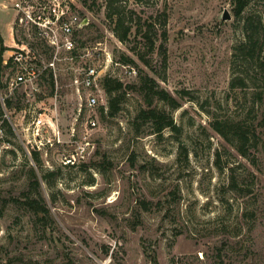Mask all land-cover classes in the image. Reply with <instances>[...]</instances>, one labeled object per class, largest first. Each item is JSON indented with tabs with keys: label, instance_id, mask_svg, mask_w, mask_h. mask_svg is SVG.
I'll return each mask as SVG.
<instances>
[{
	"label": "rangeland",
	"instance_id": "374dc122",
	"mask_svg": "<svg viewBox=\"0 0 264 264\" xmlns=\"http://www.w3.org/2000/svg\"><path fill=\"white\" fill-rule=\"evenodd\" d=\"M111 1L74 5L87 20L76 52H94L76 62L107 72L96 106L84 88L77 94L68 63L56 100L46 75L30 105L25 88L7 86L13 70L0 62L11 100L0 116V264H264V0L239 15L233 0ZM117 11L132 27L126 40ZM14 18L0 6L7 44ZM245 26L260 37L254 57L239 48ZM29 41L50 57L41 40ZM142 75L178 101L153 96L172 125L139 117L148 108ZM30 106L57 110L44 116L54 127L41 140L28 130Z\"/></svg>",
	"mask_w": 264,
	"mask_h": 264
},
{
	"label": "built area",
	"instance_id": "2783aa9c",
	"mask_svg": "<svg viewBox=\"0 0 264 264\" xmlns=\"http://www.w3.org/2000/svg\"><path fill=\"white\" fill-rule=\"evenodd\" d=\"M74 5L75 0H11L10 4L0 3L2 8L15 11L11 25L12 43L7 44L0 40L2 52L0 62L13 70V75L6 83L11 89L18 86L25 88L30 105L36 104L39 100L41 80L46 75L50 76L54 83L53 97L56 100L59 74L64 69L62 65L66 63L70 65L71 84L77 94L81 95L84 88L87 91V105L94 107L98 102L99 81L103 73L107 72L105 68L98 67L88 60L79 64L76 62L78 56L90 57L94 52L89 46L85 47L83 55L76 52L78 50L76 31L82 29L87 20L75 12ZM29 39L41 40L49 50L50 57L42 58L41 51ZM0 96L3 100L1 86ZM54 103L56 104V101ZM31 108L30 106L28 111L25 110L31 116L28 130H31L33 138L41 140L42 134L50 126L54 127V122L48 124L44 116H49L48 111H52L56 116L57 110L56 107L51 110L43 108L41 112H36L35 108L32 110ZM91 124L95 125L96 121L91 120ZM55 133L58 135L59 131ZM77 154L81 157L84 155L81 151ZM67 160L75 163L76 157L72 154V158L68 157Z\"/></svg>",
	"mask_w": 264,
	"mask_h": 264
},
{
	"label": "trees",
	"instance_id": "16d2710c",
	"mask_svg": "<svg viewBox=\"0 0 264 264\" xmlns=\"http://www.w3.org/2000/svg\"><path fill=\"white\" fill-rule=\"evenodd\" d=\"M110 2L108 3V7H112V1L109 0ZM250 0H233L234 3V11L236 14H241L242 11L245 9V7L248 5V2ZM115 13V25H116V32L119 36V38L121 40H126L129 36V33L132 30L131 26H126L125 23V17L124 15L120 12H114ZM109 15V14H108ZM112 15V14H110ZM113 17V16H112ZM248 23L251 25V22L248 21ZM247 24V23H246ZM245 30H246V35H247V40H245L243 43L240 44L239 48H243L247 49L248 53L254 57V53L261 49V43L259 42L260 37L255 38L254 35L257 32H253L254 30L257 31V29H253L252 27L245 26ZM0 40L3 41V38L1 37V33H0ZM3 48V47H2ZM259 57V55H258ZM263 63V62H261ZM264 64V63H263ZM240 86H244L245 80L240 79V81L238 82ZM237 82L232 81L231 85L232 86H236L238 85ZM117 88H120L122 86V82L118 81L117 82ZM140 87L142 88L145 100L148 104V108L146 109H142L140 111L139 117L145 119V120H150L152 121L159 130H161L164 126H170L173 124L172 119H170L169 116L166 115V113H164L163 111H161L160 109H158L155 106H152L153 103V96H157L160 99L166 100L170 103H172V105L176 106L178 105V101L174 100V98L172 97V95L165 89L163 88H159V84L158 82H156V80L154 78H151L147 75H142L141 76V84ZM9 106L11 105V100L8 99V97H4V99L2 100L1 96H0V116L3 115V105ZM5 120V119H4ZM213 127L224 137L227 136L226 132L223 129V125L221 124V122L216 121L213 122ZM243 142L242 145L246 144V136H244L243 138ZM242 141V138H241ZM243 147V146H242ZM241 153L245 154V152L243 150H241ZM35 154H37V151L34 152Z\"/></svg>",
	"mask_w": 264,
	"mask_h": 264
},
{
	"label": "water",
	"instance_id": "95a60500",
	"mask_svg": "<svg viewBox=\"0 0 264 264\" xmlns=\"http://www.w3.org/2000/svg\"><path fill=\"white\" fill-rule=\"evenodd\" d=\"M224 19H230L231 18V14L228 12V10L224 11V14L222 16ZM86 22V20H84V23Z\"/></svg>",
	"mask_w": 264,
	"mask_h": 264
},
{
	"label": "crops",
	"instance_id": "0c3cea01",
	"mask_svg": "<svg viewBox=\"0 0 264 264\" xmlns=\"http://www.w3.org/2000/svg\"><path fill=\"white\" fill-rule=\"evenodd\" d=\"M1 33V32H0ZM1 37L3 38V36H2V33H1ZM4 39V38H3Z\"/></svg>",
	"mask_w": 264,
	"mask_h": 264
}]
</instances>
